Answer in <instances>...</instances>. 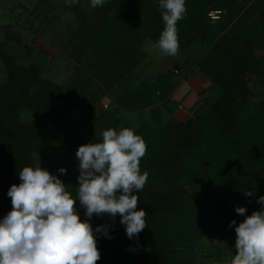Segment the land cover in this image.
Here are the masks:
<instances>
[{
  "label": "trees",
  "instance_id": "obj_1",
  "mask_svg": "<svg viewBox=\"0 0 264 264\" xmlns=\"http://www.w3.org/2000/svg\"><path fill=\"white\" fill-rule=\"evenodd\" d=\"M185 6L177 22L185 57L174 58L172 68L153 79L139 78L133 66L142 42H158L164 28L159 0H106L95 8L89 2L83 10L77 4L79 29L71 41L76 53L90 47L89 73L80 68L66 83L45 75L38 59L20 61L11 39L24 46L27 56L33 51L6 27L0 39L5 71L0 80V219L12 208L7 193L20 183L22 168L35 167L38 156L50 161L62 146L63 156L42 168L59 176L76 198L78 147L101 142L109 128L119 131L128 110L149 107L151 120L142 119L134 130L147 145L140 169L148 180L134 192L138 209L147 213V227L129 239L119 214H93V229L103 225L108 230V236L95 233L96 264H200L193 246L205 237L211 241L207 257L221 262L227 254L222 239L235 233L230 221L238 224L264 208L258 203L264 196V60L256 53L264 51V0H185ZM212 8L221 9L219 17L209 16ZM192 46H201L192 62L215 89L186 118L163 120L159 105L167 102L178 69L191 65L187 49ZM248 73L260 81V99L251 95ZM105 91L114 93L115 104L97 113L96 101ZM237 206L246 209L244 215L235 211ZM76 208L86 219L78 199Z\"/></svg>",
  "mask_w": 264,
  "mask_h": 264
},
{
  "label": "clouds",
  "instance_id": "obj_2",
  "mask_svg": "<svg viewBox=\"0 0 264 264\" xmlns=\"http://www.w3.org/2000/svg\"><path fill=\"white\" fill-rule=\"evenodd\" d=\"M78 0H66L70 6ZM106 0H91L93 8ZM164 28L158 40L160 50L175 56L179 51L177 22L186 13L185 0H159ZM147 145L132 127L102 132L101 142L78 147L79 161L76 198L67 190L59 176L40 166H24L19 172V184H12L7 195L11 210L0 219V264H96L100 259L95 233L108 236L106 226L95 230L89 223L93 214L120 216L129 239L138 237L147 227V213L138 209L139 197L148 173H141L140 161ZM59 172L66 174L64 167ZM252 191L245 195L252 196ZM85 209L81 219L76 200ZM264 205V196L258 198ZM235 211L244 215L246 209ZM235 226V254L218 264H264V208L253 211ZM110 238V237H109Z\"/></svg>",
  "mask_w": 264,
  "mask_h": 264
},
{
  "label": "rangeland",
  "instance_id": "obj_3",
  "mask_svg": "<svg viewBox=\"0 0 264 264\" xmlns=\"http://www.w3.org/2000/svg\"><path fill=\"white\" fill-rule=\"evenodd\" d=\"M91 0H78L71 6L66 0H0V39L4 37L6 27L12 35H18L25 45L30 46L33 54L26 55L25 48L11 39L15 51L20 54V61H28L29 58L38 59L42 62V72L60 83H66L74 72L83 69L88 74L86 67L87 55L91 51L90 47L85 45L84 51L75 52V46L71 41L75 30L79 29V23L76 18V6L79 9H86ZM142 53L136 59L133 70L139 78L153 79L157 75L164 74L167 69L172 68L174 58L178 57L181 61L185 57V52L178 51L175 56L164 54L158 47V42L146 39L141 44ZM201 46L188 47L187 52L190 56L191 65H185L178 69L173 79L174 86L167 94V102L159 105L160 116L166 120L171 115L184 119L190 113L197 110L199 101L208 92L215 89L208 78L200 74L195 66V60L201 53ZM24 55L22 56V54ZM83 53H85L84 56ZM257 55L264 60V51L256 49ZM87 68V69H86ZM5 71L0 61V80L4 79ZM247 82L251 88V95L254 98H261L260 81L251 74H247ZM115 95L112 92L105 91L96 101L95 112H99L107 106L115 104ZM202 110V109H201ZM126 115L121 116L119 128L132 127L137 128L142 119L151 120L149 107L138 109L137 111H127ZM23 117L28 118L29 113L23 111ZM65 147L53 152L50 161L40 159V166L46 167L50 163L57 162L64 154ZM236 233L228 232L222 239L227 249V254L221 256V261L229 258V251L233 254L235 250ZM210 239L203 238L201 244H194L193 248L197 252L200 264H218L215 256L207 257V249L210 247Z\"/></svg>",
  "mask_w": 264,
  "mask_h": 264
},
{
  "label": "built area",
  "instance_id": "obj_4",
  "mask_svg": "<svg viewBox=\"0 0 264 264\" xmlns=\"http://www.w3.org/2000/svg\"><path fill=\"white\" fill-rule=\"evenodd\" d=\"M220 12H221L220 8H212L208 11V14L211 18H217L219 17Z\"/></svg>",
  "mask_w": 264,
  "mask_h": 264
}]
</instances>
